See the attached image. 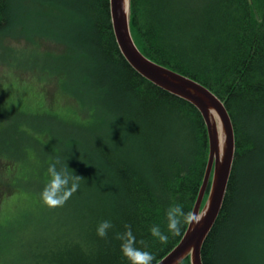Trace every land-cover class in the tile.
<instances>
[{
  "label": "trees",
  "instance_id": "1",
  "mask_svg": "<svg viewBox=\"0 0 264 264\" xmlns=\"http://www.w3.org/2000/svg\"><path fill=\"white\" fill-rule=\"evenodd\" d=\"M129 28L146 58L213 93L233 126L232 169L202 264H220L218 243L236 225L248 249L244 264H264V0H130ZM9 32L26 44L21 70L37 78V90L52 83L53 93L52 102L19 110L18 175L0 180V200L29 189L35 196L26 207L36 211L18 241L7 236L0 264H127L115 238L125 225L156 264L187 228L169 233L167 209L193 211L202 185L209 147L200 113L130 67L109 0H0V40ZM56 161L84 180L63 207L49 209L39 193ZM104 220L113 228L101 239ZM153 226L166 244L151 236Z\"/></svg>",
  "mask_w": 264,
  "mask_h": 264
},
{
  "label": "water",
  "instance_id": "2",
  "mask_svg": "<svg viewBox=\"0 0 264 264\" xmlns=\"http://www.w3.org/2000/svg\"><path fill=\"white\" fill-rule=\"evenodd\" d=\"M113 33L130 67L161 90L189 103L200 113L208 136V161L193 211L206 210L198 224L187 226L178 244L156 264H202L201 248L221 211L234 159V132L223 103L193 79L146 58L136 47L129 28L130 0H109ZM206 201H202L208 189Z\"/></svg>",
  "mask_w": 264,
  "mask_h": 264
},
{
  "label": "rangeland",
  "instance_id": "3",
  "mask_svg": "<svg viewBox=\"0 0 264 264\" xmlns=\"http://www.w3.org/2000/svg\"><path fill=\"white\" fill-rule=\"evenodd\" d=\"M25 48V42L17 33L9 32L1 36L0 107L4 106L0 108V180L2 182L8 179V171H14L13 174L18 175L16 169L19 168V165L16 160L18 158L17 151L20 148L19 142L21 140L18 135L22 118L19 110L22 109L27 112L33 111L37 108V105L43 104L44 99L48 103L52 102V83L50 85L48 83V86H44V90H37L35 85L37 78L28 74L29 72L21 70L25 64L20 59V54ZM44 50L50 51L49 49ZM251 180L252 176L248 178L247 186L251 184L249 182ZM259 182L262 184L264 183L263 175ZM256 184L257 181L254 182V185ZM7 187L8 186L4 188L7 189ZM242 192L246 193V190L243 189ZM1 193V195H3L5 191ZM14 194H16V192ZM31 196H35V192L27 189L26 193L23 195H19L18 197L8 196V198L4 200L3 197L0 200V225L5 224L8 220L13 221L12 224L7 223V228L0 227V261L3 260L1 257V249L4 247L7 236L12 233L10 239L12 241L11 243H14L19 236V232H21L20 230L24 229H20L22 225L32 220L31 218L35 216L36 208L34 206L29 208L26 207L28 205L27 200L29 201L33 198ZM238 207H242V202L238 204L237 209ZM240 213L237 212L236 221L239 220ZM44 220H49L46 215ZM33 223L34 222H32V226H30L32 230L35 229ZM237 227L238 225H236L235 228L228 226L227 231L223 234L221 241L218 243L217 259L220 264H244L243 256L245 257L248 249H246V245L243 244L244 242H241L242 236L235 235ZM244 239L246 240V238Z\"/></svg>",
  "mask_w": 264,
  "mask_h": 264
},
{
  "label": "clouds",
  "instance_id": "4",
  "mask_svg": "<svg viewBox=\"0 0 264 264\" xmlns=\"http://www.w3.org/2000/svg\"><path fill=\"white\" fill-rule=\"evenodd\" d=\"M46 176L47 180L39 193V200L49 209L63 207L79 190L80 182L84 180L69 169L67 161L63 164L60 161L50 164ZM206 214L204 209L185 212L181 205H172L166 212L167 230L173 236L179 235L183 227L200 223ZM112 228L111 221H101L97 226L96 234L99 238L105 239ZM150 233L161 244L168 242V235L164 234L159 226H153ZM115 238L120 241V252L127 264H153L154 255L137 247L136 236L129 225H125L123 232L116 233ZM139 243L143 245L144 241L141 240Z\"/></svg>",
  "mask_w": 264,
  "mask_h": 264
}]
</instances>
